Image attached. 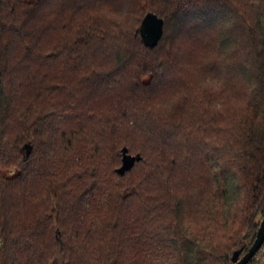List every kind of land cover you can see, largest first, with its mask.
<instances>
[{
	"label": "trees",
	"instance_id": "trees-1",
	"mask_svg": "<svg viewBox=\"0 0 264 264\" xmlns=\"http://www.w3.org/2000/svg\"><path fill=\"white\" fill-rule=\"evenodd\" d=\"M115 1L0 0V264H235L264 216V0H151L155 46ZM216 25V64L168 45ZM124 146L142 158L121 173ZM179 158L210 193L179 191Z\"/></svg>",
	"mask_w": 264,
	"mask_h": 264
},
{
	"label": "rangeland",
	"instance_id": "rangeland-1",
	"mask_svg": "<svg viewBox=\"0 0 264 264\" xmlns=\"http://www.w3.org/2000/svg\"><path fill=\"white\" fill-rule=\"evenodd\" d=\"M150 1L151 0H116L109 7L106 6L108 8L105 7L104 11L106 14H108V16H113L115 14H118L119 15L118 19L120 20L121 23L124 24V26H121L123 29L124 28L135 29V27L137 25H140L142 18L146 14V12H147V10L145 9L146 4L148 5ZM49 3H51V1ZM60 3H61V0H57V4H56L57 7H58V5H60ZM53 7H54V5H53ZM85 11H86L85 13H87V10H85ZM91 13L93 14V12H91ZM84 14L79 13L77 18L81 19L84 16ZM88 14H90V12H88ZM220 31H222V29L216 25L214 28H209L207 30H204V29L201 30L200 33L196 36L193 34H190V33L187 34L185 32H183L181 34L171 33L170 36L167 37V40L169 41L168 45H170V40H171V42H172V40H175L176 43H180V41H181V44H182V42H184V44H182L183 48H182L181 53H180V55L182 57L186 58V54H190L189 57H191V59H196V60L201 59L205 63L209 62L211 64V62H215L214 64H216V62H217L216 60L218 59V56H214L217 53V51L214 50L213 45L215 47L217 45V43L219 42ZM49 36L50 35H48L47 38H49ZM184 36H189V37H184ZM182 37H184V38L182 39ZM164 38H165V35H164ZM176 39H177V41H176ZM206 44L208 45L209 48H206ZM99 58L101 60H107L106 63L111 64L114 62L112 52H109V51H108V56L106 58H104L102 56H100ZM198 65H201V64L198 63ZM201 76L203 78L202 81L204 83H206L205 81H207V80L210 81L211 79H213V80H211V83L210 82L208 83V86L211 88L213 87L214 89L216 88V90H217V86H218L217 79H218V77L216 74L204 73ZM101 99H103V98H101ZM216 100L217 99L215 98L213 100V102L211 103L213 106H216V103H217ZM132 152H133V154H135L136 151H132ZM154 155H156V154H154ZM174 156H175V150H170L166 156V162L169 160L171 161L174 158ZM153 157H155V156H152L151 158L153 159ZM178 162H181V163H178L179 172H177L176 178H174V179L179 180V183H178V184H180L179 185V187H180L179 191H181L183 193H189L190 190H193L192 193H196L195 190L197 192H200L201 189L204 188V189H207L209 193L211 192L209 182L205 181L203 178L201 180L196 181L194 184L192 183L193 181L190 183V181H188L186 179V177H187L186 174H188V172H189L187 165L186 164L183 165L181 158L178 159ZM140 167H139V170H140ZM196 169L199 170V165H197ZM206 169H207V166H206ZM139 173H140L139 171L136 172V174H138V175H139ZM189 179H193V178L189 177ZM203 209L204 208H200V210L198 212L191 213L189 216V219H188V214H187V216H185L186 221L192 222V228L193 229H199L200 230V228H202L208 222H210L207 220V216L209 214L204 213ZM157 211H162V210L160 207H158ZM154 213H155V211H154ZM157 217H159V218L156 219L154 226L155 225L161 226L162 223L165 221V218H167V216H165V215L164 216H157ZM190 218H191V220H190ZM211 223H212V221H211ZM150 247H151V250L158 249V247L150 246L145 239L142 240L141 245L138 246V248L141 251H143L144 254H147V253L149 254V252L147 250Z\"/></svg>",
	"mask_w": 264,
	"mask_h": 264
},
{
	"label": "water",
	"instance_id": "water-1",
	"mask_svg": "<svg viewBox=\"0 0 264 264\" xmlns=\"http://www.w3.org/2000/svg\"><path fill=\"white\" fill-rule=\"evenodd\" d=\"M164 17L158 15L154 11H148L142 19L140 26V33L146 45L155 46L161 39L164 32ZM122 165L118 168L121 173L132 168L136 160H140L142 155L140 153H130L128 147L124 146L122 149ZM264 242V216L260 222L256 237L248 250L241 256L242 248L234 251L232 260L235 264H247L254 256Z\"/></svg>",
	"mask_w": 264,
	"mask_h": 264
},
{
	"label": "clouds",
	"instance_id": "clouds-1",
	"mask_svg": "<svg viewBox=\"0 0 264 264\" xmlns=\"http://www.w3.org/2000/svg\"><path fill=\"white\" fill-rule=\"evenodd\" d=\"M167 100H168V103H167L166 107H169V108L174 107L175 105H177V104H179L181 102L182 94L179 93V92L174 93V94L170 95L167 98ZM155 107L156 108H160L161 105L159 103H156Z\"/></svg>",
	"mask_w": 264,
	"mask_h": 264
}]
</instances>
